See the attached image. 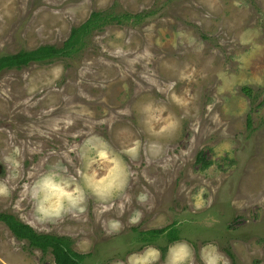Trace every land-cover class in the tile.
Masks as SVG:
<instances>
[{
    "label": "rangeland",
    "instance_id": "374dc122",
    "mask_svg": "<svg viewBox=\"0 0 264 264\" xmlns=\"http://www.w3.org/2000/svg\"><path fill=\"white\" fill-rule=\"evenodd\" d=\"M95 12L131 18L95 27L81 53L0 73V212L70 237L88 264L149 247L167 264L182 242L185 264H264V0H0V55L62 46ZM48 175L83 202L38 212ZM114 176L123 191L89 187ZM174 222L180 240H135ZM0 264L57 263L0 220Z\"/></svg>",
    "mask_w": 264,
    "mask_h": 264
},
{
    "label": "trees",
    "instance_id": "16d2710c",
    "mask_svg": "<svg viewBox=\"0 0 264 264\" xmlns=\"http://www.w3.org/2000/svg\"><path fill=\"white\" fill-rule=\"evenodd\" d=\"M134 17L138 19L141 15L137 14ZM122 18L128 19L131 16L128 14L106 15L102 12H95L92 18L87 20L84 25L72 30L70 36L64 41L62 46L46 44L31 50L22 49L16 53L0 55V73L5 69L14 67L21 68L30 63L43 62L56 57H71L76 55L86 45V38L89 36L91 30ZM243 89L250 93L252 91L246 86ZM197 161L202 164V168H207L211 164V161L206 160L202 154L198 156ZM0 220L5 221L19 239H27L31 247L39 248L44 252L51 249L57 264H88L87 259L93 256L91 252L82 253L74 250L70 237L38 232L33 226L19 220L13 214L0 212ZM177 224V222H174L163 228L147 230H138L137 227H134L132 231L137 234L135 240L138 242H153L160 239V237H166L168 241L173 242L182 239Z\"/></svg>",
    "mask_w": 264,
    "mask_h": 264
},
{
    "label": "clouds",
    "instance_id": "9594fccd",
    "mask_svg": "<svg viewBox=\"0 0 264 264\" xmlns=\"http://www.w3.org/2000/svg\"><path fill=\"white\" fill-rule=\"evenodd\" d=\"M103 157L106 154L100 153ZM41 191L45 193L44 202H42L37 211L45 216H59L66 207H75L83 202L84 195L82 190L77 188L76 190H70L67 185L58 181L54 175H48L43 177L39 182ZM89 187L93 190L94 194L101 198H107L116 192L123 191L124 183L118 176L112 177L107 183H90ZM8 190L6 187L0 185V195H7ZM148 197L145 194H140L137 197L139 203H144ZM126 200L130 203L131 197H126ZM199 207V205H197ZM121 215L124 211V203L120 204ZM83 212L84 209L80 208ZM140 214H134L129 218L130 224L139 223ZM121 224L119 221H112L111 228L119 230ZM111 234V233H108ZM192 255L191 246L186 242L179 244H173L169 247V259L167 264H185V261ZM160 256L159 249L149 247L146 253L142 256H138L135 259L130 258V264H150L153 260H158ZM206 264H217L216 259H206Z\"/></svg>",
    "mask_w": 264,
    "mask_h": 264
}]
</instances>
